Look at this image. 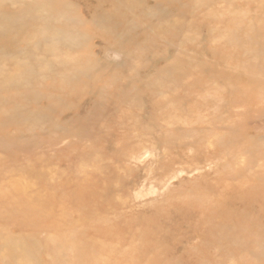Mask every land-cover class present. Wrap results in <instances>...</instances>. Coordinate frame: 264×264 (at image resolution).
<instances>
[{"label": "rangeland", "instance_id": "1", "mask_svg": "<svg viewBox=\"0 0 264 264\" xmlns=\"http://www.w3.org/2000/svg\"><path fill=\"white\" fill-rule=\"evenodd\" d=\"M35 1L0 35V81L51 67L0 88V264H264V0L0 11Z\"/></svg>", "mask_w": 264, "mask_h": 264}, {"label": "bare ground", "instance_id": "2", "mask_svg": "<svg viewBox=\"0 0 264 264\" xmlns=\"http://www.w3.org/2000/svg\"><path fill=\"white\" fill-rule=\"evenodd\" d=\"M124 0H96V6L93 7H89L87 6L86 8V12L90 13L92 12V14H90V22H94L95 19L98 16H103L104 18L107 19H111V14L116 11L118 9V6L121 5V2H123ZM36 3H32L28 6L23 7V9H21L20 11L17 10H7L2 12L0 11V35H4L7 33H11L13 32V30H15V25H17L18 23H21L24 19L21 16H25L27 14H29L27 22H25V24L23 23V25H29L30 28H33L34 30L37 29L38 25L40 24V19L41 17L38 16V10L39 6H42V4L44 5V7H47V5L45 3H41L38 4L37 1H35ZM5 3V2H4ZM63 6V5H62ZM105 7V8H104ZM99 11V12H98ZM95 12V13H93ZM98 12L99 15H96V13ZM115 18L118 20V17H121L124 15L123 14H118V15H114ZM122 20V19H121ZM19 21V22H18ZM118 22H121L120 20ZM158 26V25H157ZM19 34V33H18ZM19 35H16L15 38L12 40L11 43H17L21 41V38L18 37ZM9 48V47H8ZM11 49V48H10ZM54 53L53 48L51 49ZM61 63H63V65L61 66V69H66L65 66V61H62ZM49 69H51V67H45V68H41L39 70L38 73L36 74H32L31 70H28L26 67L24 66H19L17 67V69H15L13 74H7L6 76L7 79H3L0 81V88H4V89H14V93L12 94L13 98L15 100H19L21 102H23L24 100L22 99V97L20 96L21 91H18L17 89H19L22 83H20V81L23 80V77L29 75H40L43 72L49 71ZM2 67H0V74L3 73ZM51 72V71H50ZM36 78V76L34 78H32V81H34ZM19 81V82H16ZM23 85V84H22ZM23 89V87L21 88V90ZM24 89H26V86H24ZM27 92V90H26ZM22 126L19 124H16L15 129L20 132V130ZM14 132V131H13ZM11 255V250H9Z\"/></svg>", "mask_w": 264, "mask_h": 264}]
</instances>
